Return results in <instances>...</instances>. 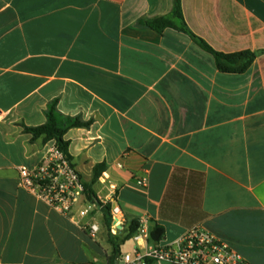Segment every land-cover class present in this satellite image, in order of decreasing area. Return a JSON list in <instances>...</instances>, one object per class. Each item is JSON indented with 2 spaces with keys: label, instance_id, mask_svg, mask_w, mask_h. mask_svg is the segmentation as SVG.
Listing matches in <instances>:
<instances>
[{
  "label": "crops",
  "instance_id": "0c3cea01",
  "mask_svg": "<svg viewBox=\"0 0 264 264\" xmlns=\"http://www.w3.org/2000/svg\"><path fill=\"white\" fill-rule=\"evenodd\" d=\"M180 7L215 52H258L251 67L221 73L187 34L150 29L173 0H0V264H106L99 205L117 208L124 228L161 225L159 245L200 225L264 264V0ZM50 105L84 124L63 136L98 201L86 196L98 207L84 218L19 186V167L52 141L25 129L46 124Z\"/></svg>",
  "mask_w": 264,
  "mask_h": 264
},
{
  "label": "built area",
  "instance_id": "2783aa9c",
  "mask_svg": "<svg viewBox=\"0 0 264 264\" xmlns=\"http://www.w3.org/2000/svg\"><path fill=\"white\" fill-rule=\"evenodd\" d=\"M18 174L22 189L63 215L77 211L84 218L98 207L96 203L87 201L85 186L78 172L54 140L38 164L20 166ZM138 184L145 185L144 181ZM99 208L102 209L103 205ZM119 215L117 208L110 209L108 232L112 235L124 230L123 219ZM82 228L91 239L99 231L95 223H86ZM149 232L146 225L140 224L131 237L134 246L121 253L117 264H249L238 252L200 225L187 229L175 241L165 245L150 242Z\"/></svg>",
  "mask_w": 264,
  "mask_h": 264
},
{
  "label": "trees",
  "instance_id": "16d2710c",
  "mask_svg": "<svg viewBox=\"0 0 264 264\" xmlns=\"http://www.w3.org/2000/svg\"><path fill=\"white\" fill-rule=\"evenodd\" d=\"M146 25L160 33L163 30L170 28L178 30L182 33L187 34L190 39L203 51L211 54L215 59V64L219 72L221 73H230V74H243L245 73L253 64L258 52L251 51H242L233 54H222L215 52L205 41L191 33L186 27L183 17L181 14L180 0H173V10L171 16L169 17H156L152 20L146 22ZM84 126L78 119H62L55 111V106L50 105L47 112V122L46 124L35 127V128H26L25 130L33 133L35 137H42L43 142H48L54 140L59 148L67 155L70 159L67 146L68 144L63 140L64 134L67 130L71 128H76ZM101 166H96L94 168V175H98V171ZM85 193L87 199L93 201L95 199L94 194L89 188L85 187ZM95 201V200H94ZM98 202V201H95ZM104 219L107 228L110 227V206L105 205L102 208ZM139 221H132L129 223L127 228H124L118 235H112L108 232V242L111 246V254L106 258V264H117L118 259L121 255V246L124 245L131 237L136 233L137 228L139 227ZM165 235L164 228L154 223L149 232V241L153 244H159Z\"/></svg>",
  "mask_w": 264,
  "mask_h": 264
},
{
  "label": "rangeland",
  "instance_id": "374dc122",
  "mask_svg": "<svg viewBox=\"0 0 264 264\" xmlns=\"http://www.w3.org/2000/svg\"><path fill=\"white\" fill-rule=\"evenodd\" d=\"M125 244H126V245H125L124 252H126V250L130 247V245H131V241L129 240V241H127Z\"/></svg>",
  "mask_w": 264,
  "mask_h": 264
}]
</instances>
